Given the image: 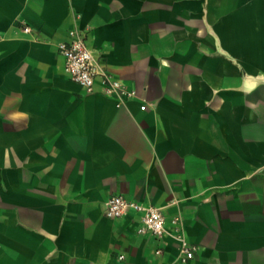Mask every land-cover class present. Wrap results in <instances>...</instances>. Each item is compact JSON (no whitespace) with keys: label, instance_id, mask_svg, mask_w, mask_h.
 I'll return each instance as SVG.
<instances>
[{"label":"crops","instance_id":"1","mask_svg":"<svg viewBox=\"0 0 264 264\" xmlns=\"http://www.w3.org/2000/svg\"><path fill=\"white\" fill-rule=\"evenodd\" d=\"M73 27L136 97L69 77ZM0 264H264V0H0Z\"/></svg>","mask_w":264,"mask_h":264},{"label":"built area","instance_id":"2","mask_svg":"<svg viewBox=\"0 0 264 264\" xmlns=\"http://www.w3.org/2000/svg\"><path fill=\"white\" fill-rule=\"evenodd\" d=\"M24 30L30 32L31 27L25 26ZM57 50L64 57L66 73L88 92L100 91L114 97L119 104L137 96L136 88L106 68L101 53L89 43L87 29L71 28L68 37L57 43ZM142 107L146 108L147 104ZM131 211L140 214L139 233L152 234L156 238L173 237L180 243V261L183 263L196 256L198 246L186 238L181 216H173L170 220L172 227H169L168 218L160 206L145 204L123 194H113L107 200L105 214L108 217L119 218ZM120 257L124 258V255Z\"/></svg>","mask_w":264,"mask_h":264}]
</instances>
